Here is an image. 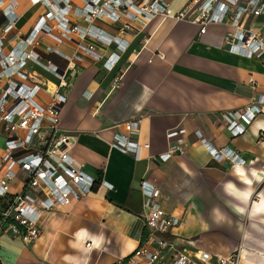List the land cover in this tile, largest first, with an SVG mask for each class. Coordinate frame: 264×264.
<instances>
[{
	"label": "crops",
	"instance_id": "0c3cea01",
	"mask_svg": "<svg viewBox=\"0 0 264 264\" xmlns=\"http://www.w3.org/2000/svg\"><path fill=\"white\" fill-rule=\"evenodd\" d=\"M16 1L19 19L5 37L6 50L30 32L43 12L28 0ZM188 1L167 2L172 12H178ZM2 23L0 16V28ZM95 25L115 33L107 22ZM240 27L264 35V15L244 16ZM199 28L157 19L136 38L125 37L130 47L112 71L102 61L84 56L68 66V60L52 50L72 57L74 42L57 44L43 34L38 37L30 51L63 75L59 93L66 102L59 131L73 138L67 152L95 177L96 184L90 194L42 213L40 236L31 245L0 232V264H129L128 257L144 246L147 237L142 181L154 185L162 209L177 220L165 235L171 247L163 251L158 264H165L175 253L195 249L214 257L240 251L239 264H264V214H249L258 194L264 192V179L257 182L252 177L253 171L264 176V108L239 136H233L222 120L223 114L241 110L264 95V54L248 58L233 53L228 35L234 28L228 22L209 24L203 34ZM102 51L108 55L115 50ZM25 70L48 87L58 84L52 73L31 62ZM35 100L46 106L51 95L42 89ZM135 118L141 120L136 156L111 147L113 135L122 133L121 124ZM2 128L0 123V132ZM173 128L186 131L185 153L161 162L157 157L167 152L166 132ZM195 131L215 149L234 151L245 164L215 160ZM2 149L0 135V155ZM244 179L252 180L247 206L224 191L231 182L244 192L249 188ZM24 180L19 173L12 183L13 193L22 190ZM237 207L245 208L244 214L237 213ZM81 230H86L83 236ZM101 236L103 242L94 247L93 238Z\"/></svg>",
	"mask_w": 264,
	"mask_h": 264
},
{
	"label": "built area",
	"instance_id": "2783aa9c",
	"mask_svg": "<svg viewBox=\"0 0 264 264\" xmlns=\"http://www.w3.org/2000/svg\"><path fill=\"white\" fill-rule=\"evenodd\" d=\"M28 0L39 5L43 12L30 32L17 44L6 50V35L19 19L16 0H0V123L3 149L0 155V232L19 237L25 245L36 242L41 233L42 213L55 210L93 191L96 179L86 173L67 152L73 142L71 136L60 133V111L66 98L59 93L63 75L50 63L44 64L30 51L43 34L55 43L72 41L76 53L66 57L58 50L52 52L66 58L68 66L73 61L89 57L102 61L103 67L112 71L130 44L125 38H136L155 20L172 19L198 25L203 34L209 24L230 23L234 28L228 35L230 50L245 57L259 58L264 54V35L250 29H241L244 16L264 15V0H189L178 12H172L168 0ZM81 21L84 25H80ZM107 22L115 30L108 33L95 25ZM115 51L103 54L102 49ZM119 52V53H116ZM31 62L52 73L58 84L48 87L44 81L25 70ZM44 89L51 95L46 106L35 97ZM264 108V95L241 110L222 115L226 129L233 135L244 134L254 118ZM140 118L121 124L122 133H115L111 147L121 153L137 155L140 146L135 140L140 134ZM185 129L173 128L166 132L170 141L167 152L157 159L165 162L172 155L184 154ZM196 139L204 145L215 160L226 159L232 166L245 164L234 151L215 149L199 131ZM147 147V145H145ZM19 173L25 175L23 188L12 192V183ZM143 208L146 210L147 232L144 246L137 248L127 259L129 264H158L164 250L171 247L165 235L176 219L168 215L159 203V191L147 181L140 183ZM214 259V262H213ZM240 251L228 256H212L195 249L190 253H175L165 264H239Z\"/></svg>",
	"mask_w": 264,
	"mask_h": 264
},
{
	"label": "clouds",
	"instance_id": "9594fccd",
	"mask_svg": "<svg viewBox=\"0 0 264 264\" xmlns=\"http://www.w3.org/2000/svg\"><path fill=\"white\" fill-rule=\"evenodd\" d=\"M243 176V173H240ZM252 177L259 182L261 179H264V176L259 175L255 171L252 172ZM243 182L249 185V188L244 192H240L236 189L235 185L231 182L224 185V191L227 195L233 196L247 206L249 198L252 196L253 190L251 189L252 180L244 179ZM235 211L239 214H244L245 208L237 207ZM251 216H256L258 214H264V192L258 194V201L252 205L251 212L249 213ZM214 215L217 220L221 219L219 213L214 211ZM264 222V221H262ZM86 233V230H81L79 235L83 236ZM103 242V237L93 238V246L99 248L100 244ZM86 264V262H85Z\"/></svg>",
	"mask_w": 264,
	"mask_h": 264
}]
</instances>
